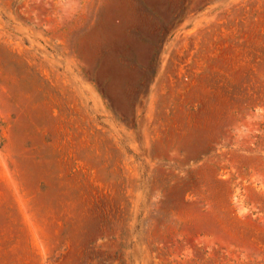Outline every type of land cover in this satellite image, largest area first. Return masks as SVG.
<instances>
[{
  "label": "rangeland",
  "instance_id": "374dc122",
  "mask_svg": "<svg viewBox=\"0 0 264 264\" xmlns=\"http://www.w3.org/2000/svg\"><path fill=\"white\" fill-rule=\"evenodd\" d=\"M0 264H264V0H0Z\"/></svg>",
  "mask_w": 264,
  "mask_h": 264
}]
</instances>
